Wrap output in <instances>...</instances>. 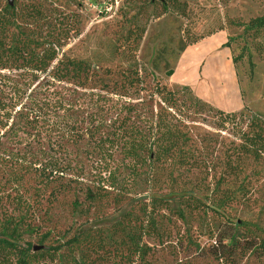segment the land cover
I'll return each mask as SVG.
<instances>
[{
    "label": "rangeland",
    "instance_id": "obj_1",
    "mask_svg": "<svg viewBox=\"0 0 264 264\" xmlns=\"http://www.w3.org/2000/svg\"><path fill=\"white\" fill-rule=\"evenodd\" d=\"M11 2L47 10L56 32L68 36L58 58L86 63L89 83L0 71V121L7 124L0 130V153L25 159L0 161V233L15 231L21 244L48 252L49 264H66L78 259L84 243L57 253L48 248L80 238L110 253L124 237L121 225L150 218L155 230L141 243L147 264H264V160L247 159L239 163L242 175L227 177L236 129L217 114L264 119V28L246 29L264 16V0ZM7 3L0 0V12ZM18 21L11 38L40 40L43 20ZM126 74L138 83L123 91ZM156 83L175 93L176 111L151 96ZM162 111L186 125L190 140L181 149L187 164L126 160L105 141L129 125L150 134ZM51 161L61 172L48 175ZM189 198L201 210L186 209L182 221L176 212ZM241 223L246 226L234 227ZM225 231L254 241L257 250L240 251L241 242L233 256L217 259L212 247ZM89 256L92 264L113 263Z\"/></svg>",
    "mask_w": 264,
    "mask_h": 264
},
{
    "label": "trees",
    "instance_id": "obj_2",
    "mask_svg": "<svg viewBox=\"0 0 264 264\" xmlns=\"http://www.w3.org/2000/svg\"><path fill=\"white\" fill-rule=\"evenodd\" d=\"M45 13H47V10L39 3L30 4L21 9L11 7L8 3L2 7L0 12V71L47 73L50 78L56 81L76 83L78 86L84 87L89 83V67L82 61L58 58V53L65 45V41L68 40V36L67 33H62V30L56 32L55 25L51 24L48 19L49 16L47 17ZM19 18L23 22L29 20L35 24H39L40 20H43L41 22V31L43 33L40 40L34 41L23 35H16L14 38L10 37V28L16 26ZM261 28H264V16L251 20L247 24L246 29L254 30L257 33ZM192 44H195V42ZM192 44L182 45L179 49L180 52H183L186 47ZM228 45L226 43L224 46L227 47ZM166 75L171 76L172 74L167 72ZM123 80L128 82L125 83L126 86L124 88L120 87V89L123 88V91L134 89L135 84L138 83L134 74H126ZM151 96H156L167 111L177 110L176 95L174 92L168 91L165 86H160L156 83ZM162 113L164 112L162 111ZM217 114L222 116L224 122L231 121L230 123H233L236 129L234 145L229 151L231 161L226 166L228 170L226 176H240L243 169L239 163L246 162L249 159L260 164L264 160V119L256 114H250L246 118L242 115L237 116L234 113L223 114L220 111H217ZM242 117L244 119H241ZM6 127L7 124H2V121H0V130ZM120 127L122 128V126ZM185 127L186 125H184L183 121L168 113H164V115L160 114L157 116L156 121L152 125L153 131L150 130L151 133L148 135L142 133L138 127L129 125L124 126L111 139H106L105 141L110 142L109 146L112 149L113 147H116V149L119 147L120 153L126 160H141V163L146 160L152 165L170 163L181 167L187 164L189 159L187 152L181 149L190 140L187 137V133L183 131ZM3 153L2 151L0 153L1 162L23 163L25 160L23 154L10 155ZM141 155L143 156L142 158ZM47 164L48 166L45 169L48 171V175L61 172L57 169L55 161L47 162ZM46 171L42 172V174L44 175ZM223 179V177L219 178L218 182H223ZM218 182L217 186H219ZM229 200V197L221 198L218 204L219 208L225 206ZM179 207L180 210L176 214L178 219L182 221L185 220L186 209L191 211L201 210V204L197 200L190 198L187 201L182 199ZM165 208L167 209L168 207L165 206ZM227 226L230 227L229 224ZM240 226H246V223L236 224L234 227ZM154 227L155 223L150 218H145L138 223V226L121 225V229L119 230L118 228V230L124 234V237L114 243V248L110 253L104 252V248L98 242H94L92 239H85L84 242H81L80 238H73L63 245L49 247L48 250L57 253L63 246H67L72 250L73 247H79L84 243V247L79 250L81 255L78 259L65 261L66 264H92L89 261V255H95V258H101V261L108 257L109 260H112V264H147V261H145L147 250L141 243L145 236L154 232ZM19 238L15 231L0 233V264H49L48 261H45V256L51 257L48 252L40 251V249L34 251L30 243L21 244ZM216 238L214 246L211 247L214 249L213 255L217 259L233 256L241 242L244 244V249L240 251L253 252L257 250L254 241L245 238L238 240L234 232L225 231V233L217 235ZM259 248L261 250L260 254H263V239Z\"/></svg>",
    "mask_w": 264,
    "mask_h": 264
},
{
    "label": "water",
    "instance_id": "obj_3",
    "mask_svg": "<svg viewBox=\"0 0 264 264\" xmlns=\"http://www.w3.org/2000/svg\"><path fill=\"white\" fill-rule=\"evenodd\" d=\"M7 1H8V5H9V6H12V2H11V0H7ZM37 249H38V248H33L34 251H36Z\"/></svg>",
    "mask_w": 264,
    "mask_h": 264
}]
</instances>
